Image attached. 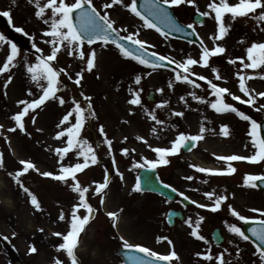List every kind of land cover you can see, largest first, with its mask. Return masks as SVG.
Segmentation results:
<instances>
[{"label": "rangeland", "instance_id": "1", "mask_svg": "<svg viewBox=\"0 0 264 264\" xmlns=\"http://www.w3.org/2000/svg\"><path fill=\"white\" fill-rule=\"evenodd\" d=\"M15 2L13 4L12 0H0V11L10 9L12 17L10 27L7 26L9 33H4V35L8 40L14 41L20 50V54L16 61H14V64L16 66V64L20 65L24 63L25 66L22 75L16 73L18 66L16 68L14 66L15 71L11 75L12 80L9 82L8 89L0 85L2 93L0 96V152L3 154L4 160V166L0 168V232L12 239L14 238V245L30 260L31 264H54V261L57 259L61 260L62 264H71L66 253L62 250L58 252L55 243L52 241L55 237L53 233L57 229L61 230L64 228L48 222L52 218L51 215L45 218L46 213L41 211L37 212L31 205L30 198L27 194L8 175L9 172H15L17 169L22 168V165L18 163L22 159L34 162L40 172H58L59 157L54 149L61 147L63 140L66 139V137L61 140L55 139V133L59 130L56 128V125L61 120L62 112L60 113V111L55 109V112L53 114L50 113L51 116L48 115L46 118L45 109L52 106L51 101L54 100H49L50 102L47 105V102H45L44 105L40 106L41 109H36L34 113H31L36 116L35 123L29 117H25V132H21L18 128L15 131H9V129L16 127L15 122L11 119L12 115L22 107L17 102L35 98L40 91L37 88L38 85L26 73L24 74L29 64L36 63L35 58L39 55L32 47V44L35 43L38 48L42 49L44 55H48L51 49V45L45 43L49 37L43 35L48 25L43 20L42 22H38L41 19H38L34 15V11L30 13L26 7L30 5V8H34V5L30 4L28 0H15ZM105 2L106 0H93V4L99 10ZM209 2L210 0H197L196 6L201 11H207V4ZM185 7L195 11V8L191 5L173 6L179 20L185 24H189L191 21L187 20L185 14L182 12ZM103 11H108L110 19L114 22L113 26L121 29L120 34L122 36L138 30V38L146 41V46L151 51L170 57L175 61H182L188 56L195 59L199 57L200 47L198 48L183 42L171 40L165 36H161L154 29L144 28L143 22L139 17L135 16L123 6H113L110 10H102L101 14H103ZM35 21L42 26H38ZM225 22L227 24L240 22L239 25L241 27L248 28L250 32L247 35L248 42L250 43L253 41H264V23L255 20L251 14L247 17H237L235 20L226 16ZM16 27H23L28 35H24L23 32H16ZM125 28L128 30L127 32L123 31ZM230 28L234 32L237 31L233 27ZM195 29L201 40H203L204 45L212 48L214 45L210 37L214 36L217 29L213 16L204 17V22L195 26ZM242 30L244 31L243 28ZM251 32L253 36H251ZM224 39L216 41V43L228 48L227 41ZM45 46L46 51L43 50ZM8 47V45H4L0 48V64H2L1 59L3 61L6 59ZM93 48L96 50L97 55L100 54L102 58L95 62L96 71H85L81 86L75 85L67 76L61 74L60 82L62 81V84L60 83V86L58 85L59 92L57 95L65 97L67 100L72 99V97L80 99V92L83 91L85 95L91 97L96 119L97 117L103 119L97 125L99 127L101 125L103 126L104 132L109 139L111 133L109 134L110 119L108 118L107 107L115 110L114 101H120V93L123 92V97L131 99V92L140 90L141 104H128L125 107L133 115L140 116L144 119H140L139 123L134 125V131L131 134L132 136L143 137L147 141V144L144 142L124 144L122 148L130 146L134 150L127 156L122 155L118 150H112L109 153L107 145L103 143V137L98 131L99 128H96L97 125L94 117L88 116V125L86 121L84 128L88 126L91 132L95 130V132L98 131L100 134L99 136L93 135L90 139V144L96 149L98 163L84 169L83 171L85 173L83 174L77 173V179L82 186L89 188V193L86 194L88 196V202L93 206L95 212L98 211V213L92 215L90 218L92 220V228L89 230H93L95 234L93 232L87 233L82 238L84 244L74 250L77 259H82L84 264L87 261V264H122V261L116 253L117 249L123 248L122 241L120 240L121 236L131 244H140L162 255H167L170 251L174 250L179 259L175 260V262L173 261V264L176 261H178V264H192L191 261L196 264H216L215 256L223 252L225 248L233 255L236 254L237 248L239 249L241 247L243 241L227 230L225 221L228 223L235 221L234 223L236 224L239 222L235 217L231 216L229 211L220 209L218 210L220 212L217 213L220 218L217 221V226L221 227L224 244L222 246L212 244L210 240L212 228L208 223H205L204 226H199L197 229L207 241V243L201 241L203 244H200L190 234L192 229L185 222L177 223L174 227H168L166 225L164 221L165 213L170 207H176L177 205L175 203H167L156 196H147L146 194L133 191L136 174L140 169L133 167V165L135 163H143L142 157L145 159L156 158L155 153L151 151L148 145L152 147H168L170 146V142L180 132L188 135H202L203 139L197 141L196 147L189 155L183 154L180 149L178 154L168 157L170 161L168 165L158 166L156 168L161 179L175 187L179 193L184 192L185 195L190 197V200H196L198 203L211 204V201L203 193L204 190H214L216 194L226 195L228 197L225 202L226 205L228 204V200H230V204L240 214L246 217L264 219V217H260L257 213L249 211L251 208L264 209V195L258 192L256 188L245 186L243 183L245 174L264 175V161L260 163H251L248 161L232 163L236 171L227 180L223 177L210 176L206 173L198 172L196 167H194L196 166V162L199 161L202 164H212L217 169H224L227 167V164L222 162L223 160L218 159V157L230 154L243 156L253 154L254 149L251 146V138L247 135L249 122L241 120L237 116L229 115L230 112L225 113V116L218 117L212 122L208 114L190 109V107L199 108L200 106L198 105L199 101L193 100L192 98L191 100L188 99L187 93L191 91L195 92L204 86L194 88L190 84L175 81L172 71L147 68L130 58L122 57L119 50H116L110 45L101 47L99 44L94 45ZM66 57L67 59L75 60L74 56H69L61 50L57 55L56 62L53 61V66L57 69H66L68 74L75 78L74 71L84 68L85 64L81 60H78L74 64H66ZM193 71L208 77V79L211 78L216 83H221L218 85L228 88L232 93H237L242 99H247V97H244L239 91L236 73L243 71L246 75H251L252 78L246 80V86L254 98V104L251 106L241 105L238 101H231V103L257 121L264 117V110L257 111L261 105H264V96L259 95V93H264V78H261L264 76V68L256 70L243 69L239 71L235 69L229 74L228 78H225L228 73L226 72L225 74L222 71L220 75L224 79L219 81L215 80L214 74L209 69L197 66L193 67ZM92 74L93 78L95 76L98 77L95 79L96 88L92 80ZM2 75L0 74V78ZM136 75H141L142 77L139 85L134 82ZM170 82L172 83V87H169ZM41 83L45 82L41 81ZM117 84L123 90H120ZM113 87L116 88L115 92L112 91ZM157 89H163V91L160 92ZM97 90L98 94L93 95ZM29 91H31L32 96L28 95ZM150 91L155 92V99L151 102L147 100V95ZM99 93L101 96H99ZM181 96L185 98L184 101L180 100ZM165 100L168 101V104L164 107L157 108V104ZM189 100L191 102L190 104ZM227 100L230 102V97H227ZM187 105L190 106L187 107ZM149 111H154L157 118L163 120L164 123L162 125L156 124L150 118ZM174 112H182L183 115L176 116L173 115ZM117 119L122 120L123 117L118 116ZM213 123L214 125L216 123L217 126H214ZM222 124L229 126V135L227 137L220 133ZM105 126H109L108 132L105 130ZM201 126L205 128L203 133H200ZM88 128H85L87 137L89 135ZM153 128H156V132H152ZM37 129H40V131H37ZM143 129L146 130L145 134L148 135L147 138L142 134ZM126 135L128 137L129 134L126 133ZM70 154L64 159L63 163L73 164L77 162ZM113 159L115 160V166H113ZM117 169L123 174V180L116 174ZM106 174L109 178L107 188L101 190L100 193H96V184L102 183ZM234 174L236 175L234 176ZM187 176H192L193 179H185ZM21 180L30 191L32 189L35 191V193H32L36 195L38 201H41L42 204H48L47 208L49 211L56 204L71 208L74 203H78V195L72 192L69 187V184L72 183L71 180H69L68 184H65L51 177H43L35 170H29L28 173L21 177ZM203 181H207V183H203ZM101 197L104 198L103 205L100 204ZM55 198L59 201H55ZM61 198L62 200H60ZM225 207L228 210L227 206ZM200 209L207 210L208 208ZM191 210L199 212V208L193 204L191 205ZM56 211L57 208L54 212ZM84 211V209H80L81 214H84ZM108 212L117 213L115 227H113V219L107 215ZM68 217H70V214ZM189 218L191 220L192 218L193 220H197L192 215ZM46 226L48 228H45ZM193 227H195V224H193ZM40 228H43L44 231H40ZM164 236L172 241L171 245L166 240H157V237ZM230 240L233 243L229 244L228 242ZM95 242L99 246H95ZM58 243L60 242L58 241ZM30 246H35L37 252L30 253ZM192 247L193 249L191 250ZM87 249L88 253L90 250V255L89 259L85 260L82 254ZM250 250L253 253L255 252L252 248ZM76 251L81 252L80 255ZM229 251L228 255L225 253V260L228 264H236L232 258L234 256ZM197 252L202 254L211 253L213 260L208 262L205 260L203 262V256H196ZM255 253L256 264H261L259 254L257 252Z\"/></svg>", "mask_w": 264, "mask_h": 264}, {"label": "snow or ice", "instance_id": "2", "mask_svg": "<svg viewBox=\"0 0 264 264\" xmlns=\"http://www.w3.org/2000/svg\"><path fill=\"white\" fill-rule=\"evenodd\" d=\"M28 2L34 5V15L38 19H42L43 22L48 25V28L43 32V35L49 37L45 43L50 44L51 49L48 55H44L42 49L38 48L35 43L32 44V47L39 55L35 58L36 63L28 65L27 72L30 74L31 80L41 89V94L30 100H20L17 102L22 107L12 115L11 119L15 122L16 127L9 129V131H15L18 128L21 132H25V117H29L31 121L35 123L36 116L31 113H34L36 109L40 108L41 105H44L45 102L50 99L58 100L60 105H64L66 102L65 99L56 95L59 91L58 85L60 84L59 78L61 74L67 76V78L73 81L75 85L81 86L83 73L85 71L91 72L96 66L95 62L97 59V53L91 46L100 42L101 47L114 45L124 58H130L147 68L156 69L166 67L167 65L164 63L165 61H167L168 64H175V67L172 68L175 81L190 84L194 88L201 87V85L196 82L197 80L205 81L207 87L211 90L209 94L215 98L212 101H205L204 97L198 96L195 92H191L189 95L193 100L209 104L216 113L231 112L241 120L249 122V131L247 135L251 138V146L254 149L253 154L248 156L238 154L221 156L218 157V159L226 162V168L210 169L194 166L198 172L213 175L232 174L235 173L236 168L233 167L231 162L248 161L251 163H260L261 161H264V125L227 100V97H231L232 101H238L240 104L253 105L254 98L250 94L249 88L246 86V80L251 79L252 76L246 75L243 71L236 73L239 80V91L244 97H247V99H242L240 95L233 94L228 88L221 87L213 82L212 79H208V77L193 71V66L197 65L210 68L215 76V80L219 81L224 79L220 75L219 69L210 65V58L224 54L227 51L222 44L216 43V41L223 40L231 27V25L226 24L225 17L229 16L232 20H235L237 17H247L251 14L255 20L264 23V0H235V2H233V0H210L207 4V11H201L199 7L196 6L197 0H144L143 4L140 5V7L144 9L143 13L137 7V0H130V2H128V0H106L100 10H98L93 4V0H28ZM12 3L15 4V0H12ZM116 5L123 6L135 16L139 17L143 22L144 28L155 29L161 36L165 37L169 35L170 31H184V27L177 23L169 9L173 8V6L179 7L182 5H191L195 8L198 15L202 17L213 16L217 29L214 36H211L210 39L213 40L214 46L208 48L204 45L203 40H200L198 59L188 56L182 61H175L170 57L160 55L155 51L149 53L146 41L138 38V30L121 36V29L113 26L114 22L110 19L108 11H103V14H101L102 10H110ZM0 16L8 18L9 24L12 23L10 9L0 11ZM198 23L202 24L203 21H199ZM160 24H163L168 31L162 29L159 26ZM186 27L192 29V32H190L189 35L198 36L192 23L187 24ZM15 31L23 32L26 36L28 35L23 27H16ZM123 31L127 32L128 30L125 28ZM122 41L129 42L134 47H129ZM0 43H7L9 46L6 59L0 64V74H4L8 72L11 67L15 66L14 61H16L19 56L20 50L15 43L8 40L2 33H0ZM189 43H194V41L190 40ZM240 43L243 44L245 41L241 40ZM85 45L89 47L85 48ZM61 48H64L67 51V55L78 57L79 60L83 61L85 64L84 68L75 72V78H73L72 75H69L66 69H57L53 66V61L57 59V55L61 51ZM245 60L247 62H245ZM237 61H239L242 69L256 70L264 68V41H253L245 48V56L228 59V63L230 64H236ZM193 76L196 77V79H191ZM261 78H264V76ZM141 79V75H136L134 82L139 85ZM11 80L12 77L9 75L4 84L5 88ZM41 81L45 83H41ZM169 87H172L171 82L169 83ZM139 91L140 90L131 92L132 98L128 100L129 104H141ZM157 91L162 92L163 89H157ZM28 95L32 96L31 91H29ZM259 95L264 96V93H259ZM184 99L183 96L180 97L181 101H184ZM71 104L72 107L62 116L61 120L56 125V128L59 130L55 133V139L61 140L66 137V139L63 140V146L54 149L59 157L58 172H40L34 162L22 159L18 161V163L22 165V168L17 169L15 172H9L8 175L12 178L14 183H16L23 192L27 194L30 198L31 205L36 210H40L41 205L36 195H34L30 189L23 184L21 177H23L24 174L28 173L29 170H35L43 177H51L52 179L65 184H68L69 180L72 181V183L69 184V187L72 192L78 195V203L72 205L70 217H66L63 210L60 211L58 219L61 221L67 220L69 228L66 233L55 232L53 235L62 238V242L58 243L56 246L57 251H64L71 264H78L74 250L78 246V238L80 237V234L90 222V218L94 214L95 209L86 198V194L89 193V188L80 184L77 179V173L82 172L90 165L97 164L98 156L96 150L92 147L89 141L81 136V131L88 116L95 117L96 115L93 110L91 97L85 95V93L81 91L80 99L72 97ZM167 104V100L162 101L160 104H157V108L164 107ZM260 110H264V105H261L260 108L257 109V111ZM148 114L156 124L162 125L164 123L163 120L157 118L154 111H149ZM173 115L182 116L183 113L174 112ZM37 131H40V129H37ZM98 131L103 137V143L107 145L108 152L111 153L112 141L107 138L102 125L99 127ZM204 131L205 128L201 126L200 133H203ZM152 132H156V128H153ZM220 133L227 137L229 135V126L227 124H222L220 127ZM126 139L127 137H125V140ZM137 139L142 140L147 144V141L144 140L143 137H137ZM201 139H203L202 135H188L184 132H180L176 138L170 142V146L168 147H152L151 145H148L151 148V151L155 153L156 158L145 159L142 157L141 159L143 160V163H135L133 167L154 170L158 166L168 165L170 163L168 157L178 154L180 149L187 146L190 142L192 146H195V142ZM97 147H99V145H97ZM120 151L124 156H127L130 153L128 148H122ZM69 153H74L77 158L76 163H63ZM80 158H82V162ZM3 166V154H0V168ZM113 166H115L114 159ZM116 174L121 180H123V174L120 173L118 169ZM185 179L192 180L193 177L187 176ZM149 180L150 178H147L145 183H148ZM108 181L109 178L106 174L103 182L96 184V193H100L101 190L106 189ZM203 183H207V181H203ZM243 183L245 186L253 188L258 187L260 184H264V175L245 174ZM164 187L171 188L173 192L177 191V189L172 188L170 185H164ZM142 190L141 179L137 177L133 191L140 192ZM179 195L183 197L184 200H190V197L185 195L184 192H180ZM203 195L211 201V204L198 203L196 200H190V203L196 205L197 208H208L212 212L220 210L221 206L228 199L226 195L216 194L214 190L204 192ZM103 203L104 198L101 197L100 204L103 205ZM227 208L231 216L235 217L238 221L244 222L245 224L252 223L257 225L255 227H249L247 232L251 233L252 237H255V240L253 241V243L256 244L255 251L259 254L261 264H264V219L246 217L235 210L230 203L227 204ZM80 209L85 210L83 215L80 214ZM249 211L257 213L260 217H264V209L251 208ZM107 215L113 219V227H115L117 213L108 212ZM204 219L203 216H199L195 221V227H193L191 218L186 220L185 223L192 229L190 234L193 237L207 243L206 238L197 230ZM225 225L228 232L239 237L242 241H249V235H246L245 231L237 226L236 223H228L225 221ZM40 231H43V229H40ZM5 239H7V237H5ZM120 240L125 249L143 254L141 256L128 257L132 264H160V262H163V264H171L174 259H179L174 250L170 251L167 255H162L140 244H131L122 236L120 237ZM157 240H166L169 245L172 244V241L166 236L157 237ZM257 241L258 243H256ZM228 243L231 244L233 241L230 240ZM228 251L229 250L225 248L223 252L215 256L216 264H228L225 260V253H228ZM29 252H37L36 247L30 246ZM237 255H239L238 248ZM196 256H203V259L208 261L213 260V255L211 253L202 254L197 252ZM54 264H62V261L57 259L54 261Z\"/></svg>", "mask_w": 264, "mask_h": 264}, {"label": "bare ground", "instance_id": "3", "mask_svg": "<svg viewBox=\"0 0 264 264\" xmlns=\"http://www.w3.org/2000/svg\"><path fill=\"white\" fill-rule=\"evenodd\" d=\"M115 87L112 88V91L115 92ZM121 94V98L120 101H114L115 105H114V109L115 110H111L110 107H107V111H108V118L110 119V129H109V139L112 141V150H118L119 152H121L120 150L122 149V146L125 143H131V144H135L137 143V141L140 140H136L131 132L134 131V125L138 124L140 119L144 120L142 117L140 116H136L133 115L132 112L127 109L128 100H130V98H125L122 96L123 92L120 93ZM121 116L123 117L122 120H118L117 117ZM100 117H97V124H99L100 122H102ZM126 120V121H125ZM106 127V126H105ZM108 128L109 126H107L105 128V130L108 132ZM143 135L147 138L148 135L145 134L146 130L143 129ZM126 133H128V137L126 135ZM125 137H127V139L125 140ZM119 148V149H118ZM130 150L131 152V148L126 147ZM130 154V153H129ZM205 168H210V169H214L215 166L213 165H202ZM79 242V241H78Z\"/></svg>", "mask_w": 264, "mask_h": 264}, {"label": "water", "instance_id": "4", "mask_svg": "<svg viewBox=\"0 0 264 264\" xmlns=\"http://www.w3.org/2000/svg\"><path fill=\"white\" fill-rule=\"evenodd\" d=\"M144 2V0H138L137 2V7L138 9L143 13L144 12V9L142 7H140V5H142ZM74 22H75V18H74ZM162 29H164L165 31H168L167 28L164 27L163 24H160L159 25ZM169 34L173 35V36H176V37H181L179 35V33H176L175 31H170ZM128 45V44H127ZM130 46V45H129ZM262 125H264V121L262 122ZM139 178L141 179V187L142 189H145V190H152V191H155V192H159L161 194H164V195H167L169 194L170 190L164 186H162L161 184H159L158 180L156 179L155 177V174L152 170H148V169H144L141 171V174L139 176ZM147 178H150L149 182L146 184L145 183V180ZM259 186H261L263 189H264V184H260ZM257 225H254V224H246L244 225L243 227V231H245V234L246 235H249V237L254 241L255 240V237H252L251 233L247 232V229L249 227H255ZM258 243V241L256 242ZM123 258L126 260L125 263L126 264H132V262L128 259V257L130 256H141L139 254H136L135 252H130V251H127V252H119ZM160 264H163V262H160Z\"/></svg>", "mask_w": 264, "mask_h": 264}, {"label": "flooded vegetation", "instance_id": "5", "mask_svg": "<svg viewBox=\"0 0 264 264\" xmlns=\"http://www.w3.org/2000/svg\"><path fill=\"white\" fill-rule=\"evenodd\" d=\"M0 264H4L3 263V255L0 253Z\"/></svg>", "mask_w": 264, "mask_h": 264}]
</instances>
